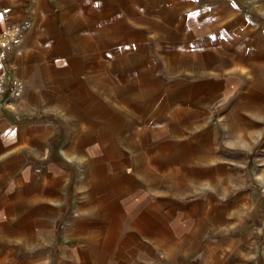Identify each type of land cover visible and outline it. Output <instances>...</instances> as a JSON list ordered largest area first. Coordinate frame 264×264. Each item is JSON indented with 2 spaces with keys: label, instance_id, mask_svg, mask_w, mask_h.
<instances>
[{
  "label": "crops",
  "instance_id": "1",
  "mask_svg": "<svg viewBox=\"0 0 264 264\" xmlns=\"http://www.w3.org/2000/svg\"><path fill=\"white\" fill-rule=\"evenodd\" d=\"M11 25L0 264H264V0H0Z\"/></svg>",
  "mask_w": 264,
  "mask_h": 264
},
{
  "label": "built area",
  "instance_id": "2",
  "mask_svg": "<svg viewBox=\"0 0 264 264\" xmlns=\"http://www.w3.org/2000/svg\"><path fill=\"white\" fill-rule=\"evenodd\" d=\"M23 30L20 25H11L0 33V60L6 62L9 58L10 49L14 48L22 39ZM26 88L22 80L15 79L12 82L11 91L7 84V72L0 74V112L4 106L5 96L10 92V96L19 98Z\"/></svg>",
  "mask_w": 264,
  "mask_h": 264
},
{
  "label": "bare ground",
  "instance_id": "3",
  "mask_svg": "<svg viewBox=\"0 0 264 264\" xmlns=\"http://www.w3.org/2000/svg\"><path fill=\"white\" fill-rule=\"evenodd\" d=\"M133 136V135H132ZM145 147V146H144ZM70 225V224H69ZM80 239V238H79ZM81 252H83V251H81ZM86 259V258H85ZM89 264V263H88ZM93 264V263H92Z\"/></svg>",
  "mask_w": 264,
  "mask_h": 264
}]
</instances>
